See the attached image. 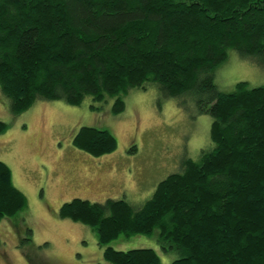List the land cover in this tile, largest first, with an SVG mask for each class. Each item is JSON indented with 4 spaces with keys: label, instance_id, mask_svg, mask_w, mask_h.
Wrapping results in <instances>:
<instances>
[{
    "label": "trees",
    "instance_id": "1",
    "mask_svg": "<svg viewBox=\"0 0 264 264\" xmlns=\"http://www.w3.org/2000/svg\"><path fill=\"white\" fill-rule=\"evenodd\" d=\"M234 50L264 67V0H0V92L14 116L39 101L81 106L156 83L212 118L213 149L161 181L141 207L74 199L60 216L91 228L109 264H162L150 248L116 250L121 235L159 232L172 264H264V86L223 93L218 68ZM185 102V100H184ZM9 124L0 121V136ZM73 145L100 158L108 130L82 127ZM135 150V149H134ZM28 208L0 161V223Z\"/></svg>",
    "mask_w": 264,
    "mask_h": 264
},
{
    "label": "rangeland",
    "instance_id": "2",
    "mask_svg": "<svg viewBox=\"0 0 264 264\" xmlns=\"http://www.w3.org/2000/svg\"><path fill=\"white\" fill-rule=\"evenodd\" d=\"M239 82L264 86V67L230 50L216 84L221 92L232 93ZM146 87L123 95L125 110L119 115L113 114L117 98L98 103L88 96L76 107L39 101L14 116L0 92V121L10 126L0 136V161L11 168L15 186L28 199L24 212L0 223V264H109L97 234L61 218L62 206L78 198L126 200L141 207L161 181L181 170L183 158L199 161L203 150L213 149L210 115L199 113L190 97L164 98L158 84ZM86 126L110 131L117 150L96 158L77 149L73 139ZM109 246L154 249L162 264L177 258L162 250L157 230L121 235Z\"/></svg>",
    "mask_w": 264,
    "mask_h": 264
}]
</instances>
